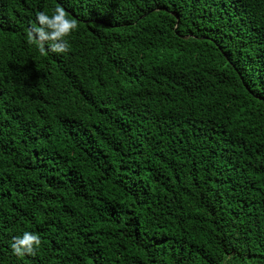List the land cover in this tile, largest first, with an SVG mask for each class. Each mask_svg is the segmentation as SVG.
I'll return each instance as SVG.
<instances>
[{
	"label": "trees",
	"instance_id": "16d2710c",
	"mask_svg": "<svg viewBox=\"0 0 264 264\" xmlns=\"http://www.w3.org/2000/svg\"><path fill=\"white\" fill-rule=\"evenodd\" d=\"M0 264H264V0H0Z\"/></svg>",
	"mask_w": 264,
	"mask_h": 264
},
{
	"label": "clouds",
	"instance_id": "9594fccd",
	"mask_svg": "<svg viewBox=\"0 0 264 264\" xmlns=\"http://www.w3.org/2000/svg\"><path fill=\"white\" fill-rule=\"evenodd\" d=\"M61 24L63 30H61ZM74 28V21L64 15L62 8H56L51 14L40 12L36 15L27 38L29 41L35 38L41 48L47 46L54 53H66L69 50L67 38ZM40 244V237L36 233L25 231L14 238L10 248L15 256L24 257L33 255Z\"/></svg>",
	"mask_w": 264,
	"mask_h": 264
}]
</instances>
